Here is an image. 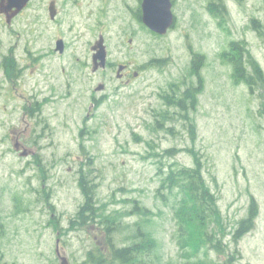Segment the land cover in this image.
<instances>
[{
    "label": "rangeland",
    "instance_id": "rangeland-1",
    "mask_svg": "<svg viewBox=\"0 0 264 264\" xmlns=\"http://www.w3.org/2000/svg\"><path fill=\"white\" fill-rule=\"evenodd\" d=\"M47 2L34 0L10 25L0 15V264H88L89 252L107 254L100 218H76L85 203L81 175L94 185L98 214L115 218L114 247L141 229L156 243L151 264H264V88L235 83L220 58L239 43L264 75V36L251 26L264 29V0H223L221 20L208 0H176L175 24L162 36L136 17L140 0H111L106 8L102 0H58L55 22ZM99 36L108 64L93 72L90 48ZM193 55L203 58L199 77L190 71ZM200 80L187 119L166 96ZM28 100L43 103L41 111L30 112ZM169 149L179 153L164 157ZM190 151L199 153L224 219L222 254L183 251L178 196L160 189L168 166L194 167ZM252 201L253 228L233 241Z\"/></svg>",
    "mask_w": 264,
    "mask_h": 264
},
{
    "label": "trees",
    "instance_id": "trees-1",
    "mask_svg": "<svg viewBox=\"0 0 264 264\" xmlns=\"http://www.w3.org/2000/svg\"><path fill=\"white\" fill-rule=\"evenodd\" d=\"M222 0H211L210 10L216 11L213 15L220 20L223 19L225 10L216 4ZM217 6V9H215ZM214 10H213V8ZM136 17L140 20V10L137 9ZM223 21V20H222ZM252 28L260 37L264 36V29L256 22L252 21ZM220 58L228 63L232 68V78L235 83H243L248 86L251 92L255 88H264V75L259 64L249 55L246 47H242L239 43H230L229 49L220 54ZM203 58L199 55H193L190 71L199 77ZM159 64V61L156 62ZM250 68L247 70V66ZM201 80L199 86L194 88L190 85L184 91L179 92V88L173 90V95L166 96L167 99H173V105L179 109L185 118L187 111L197 106L198 95L201 93ZM169 104V103H168ZM189 133L195 137L194 126L190 127ZM179 152L175 149L164 151V157L172 158ZM193 158L194 167H177L175 164L168 166L166 174L161 178V190L170 192L178 196V203L175 209V218L178 226L177 243L183 248V251L190 257H198L204 249L213 250L217 254H222L224 247L221 245V239L225 234L223 225V217L217 206V199L210 192L202 177V159L198 152H189ZM160 173L161 172L160 169ZM165 173V172H164ZM79 187L84 196L85 203L80 206L76 218L83 224L94 222L100 218V223L106 231L107 242L110 248L105 255L101 251L96 254L88 253V264H151L150 257L156 247L153 237L147 232H137L133 236L132 242L124 247H114L111 243V235L116 231L111 215L98 214L95 202L93 200L94 185L90 183L87 175H81L79 178ZM160 193V192H159ZM146 210L142 208H134L133 213H144ZM129 214V213H127ZM257 214V208L254 201L251 202L248 215L241 220L232 234L233 241L240 239L245 233L250 231L254 225V218ZM99 223V222H98ZM74 224V221H71ZM139 227V226H137ZM190 264H210L204 260H192ZM212 264H214L212 262Z\"/></svg>",
    "mask_w": 264,
    "mask_h": 264
},
{
    "label": "water",
    "instance_id": "water-1",
    "mask_svg": "<svg viewBox=\"0 0 264 264\" xmlns=\"http://www.w3.org/2000/svg\"><path fill=\"white\" fill-rule=\"evenodd\" d=\"M30 0H0V14L4 15L7 24H10L11 20L17 16L27 5ZM171 0H142L140 4L141 9V22L151 32L158 35H165L167 31L174 25L175 17L171 11ZM52 10V5L50 6ZM54 15V13H51ZM56 49L62 52L63 45L61 41L57 42ZM93 52L92 63L93 72L99 69H104L106 66L107 51L104 44V39L99 36L91 47ZM124 66H119L117 78H120V71ZM102 86L97 88L98 91L102 90ZM15 151H19V144H15ZM25 149L19 154V156H27ZM61 264H68L65 258H61Z\"/></svg>",
    "mask_w": 264,
    "mask_h": 264
},
{
    "label": "flooded vegetation",
    "instance_id": "flooded-vegetation-1",
    "mask_svg": "<svg viewBox=\"0 0 264 264\" xmlns=\"http://www.w3.org/2000/svg\"><path fill=\"white\" fill-rule=\"evenodd\" d=\"M58 0H48V5H47V11H48V17H49V20L50 21H52V22H55L56 21V19L58 18V16H59V7H58V2H57ZM103 1V6H102V8H106V7H109V5H110V1L111 0H102ZM32 2H34V0H30L28 3H27V7L25 8V9H23L14 19H16V18H18L27 8H29V6L30 5H32ZM216 4H218L219 6L221 5V8H223L224 10L226 9L225 8V4H224V2H222V3H218V2H216ZM52 5V10L50 9V6ZM176 5H177V2H176V0H172V9H174L175 7H176ZM212 6L211 5V0H208V3H207V5H206V8L209 10V8ZM216 7V8H215ZM214 8L215 9H217V6H215ZM108 9V8H107ZM51 13H54V15H51ZM13 19V20H14ZM12 20V21H13ZM58 41H61V43H62V45H63V50H62V52H59L57 49H56V45H57V42ZM55 51L56 52H58L59 54H62L63 53V51H64V44H63V41L62 40H60V39H57L56 41H55ZM93 54V53H92ZM5 64H6V60H5V58H3L2 59V61H1V63H0V69H2V70H5L6 71V67H5ZM125 71H126V69H125ZM13 75V79H15V81H16V83H18V84H14V87H15V89L17 88V86L18 85H20L19 84V76H14V74H12ZM123 75V74H122ZM7 76V75H6ZM43 100H45V99H43ZM42 101V100H41ZM28 102H29V111L30 112H32V111H35L36 112V114L37 113H39L40 111H41V108H42V105H43V103H39V101L38 100H33V101H31V100H28Z\"/></svg>",
    "mask_w": 264,
    "mask_h": 264
}]
</instances>
